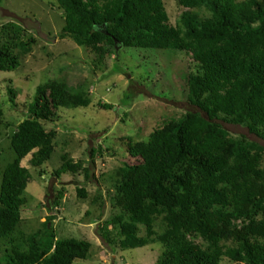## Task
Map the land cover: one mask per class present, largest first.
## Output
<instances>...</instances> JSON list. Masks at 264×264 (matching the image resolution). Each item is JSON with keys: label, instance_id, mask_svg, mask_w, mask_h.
Instances as JSON below:
<instances>
[{"label": "trees", "instance_id": "obj_1", "mask_svg": "<svg viewBox=\"0 0 264 264\" xmlns=\"http://www.w3.org/2000/svg\"><path fill=\"white\" fill-rule=\"evenodd\" d=\"M57 3L64 12L61 38L88 49L96 64L104 63L110 49L116 52L119 41L124 48L180 51L192 56L195 66L186 77L187 99L199 111L148 141L128 139V155L138 162L124 160L116 170L111 204L119 212L99 227L103 240L123 251L159 243L163 250L156 264H223L225 258L264 264V146L232 137L220 123L244 126L264 141V0H178L185 11L175 26L163 0ZM103 25L107 34L100 31ZM24 34L12 23L0 30V72L16 71L20 57L31 53L35 39L24 41ZM10 95L15 104L12 89ZM90 105L84 86L74 90L53 81L49 91L37 89L28 118L11 138L16 158L2 174L0 264H74L90 258V242L58 239L50 227L53 217L36 233L20 229L32 178L21 163L32 154L31 166L41 168L55 152L57 132L43 123L53 122L60 108ZM3 116L0 100V120ZM81 172L90 178L84 162L63 156L54 174ZM78 194L87 197L85 189ZM63 195L60 191L55 207Z\"/></svg>", "mask_w": 264, "mask_h": 264}, {"label": "rangeland", "instance_id": "obj_2", "mask_svg": "<svg viewBox=\"0 0 264 264\" xmlns=\"http://www.w3.org/2000/svg\"><path fill=\"white\" fill-rule=\"evenodd\" d=\"M57 1L0 2V30L17 24L25 30L24 41L35 39L31 53L20 57L16 71L0 72L4 111L0 120V186L2 174L16 158L11 138L28 118V107L37 89L49 91L53 81L74 90L84 86L91 98L89 107L60 108L53 122L43 123L48 132H57L51 160L34 168L31 154L21 163L32 178L24 193L27 204L22 208L20 229L26 234L36 233L53 217L50 227L59 240L76 238L92 244L90 258L74 264H156L163 250L159 243L123 251L119 245L104 241L99 227L119 212L111 204L116 170L124 160L138 162L128 155V139L135 143L148 141L158 131L171 130L188 112L199 111L187 99L186 77L195 72L193 58L174 50L123 47L119 54L110 49L104 63L96 64L88 49L71 38H61L65 21ZM163 2L169 23L177 25L185 9L178 0ZM11 89L16 93L15 104ZM106 105L112 109H105ZM220 123L232 137L246 136L264 146V141L251 135L246 127ZM63 156L74 163L84 162L91 170L90 178L87 180L82 172L57 178L54 173L61 167ZM80 189L86 190V198L79 197ZM60 191L64 195L55 207ZM160 226L156 228L159 233ZM140 235L146 236L144 227ZM196 242L203 244L202 240ZM223 264L239 263L225 258Z\"/></svg>", "mask_w": 264, "mask_h": 264}, {"label": "water", "instance_id": "obj_3", "mask_svg": "<svg viewBox=\"0 0 264 264\" xmlns=\"http://www.w3.org/2000/svg\"><path fill=\"white\" fill-rule=\"evenodd\" d=\"M102 28H104V29H100V31L107 34L106 25H103ZM122 48H123V44L120 43L119 41H116V52H117V54H119V52Z\"/></svg>", "mask_w": 264, "mask_h": 264}]
</instances>
